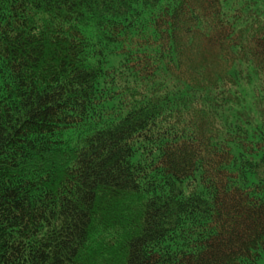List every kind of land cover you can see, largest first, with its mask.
<instances>
[{
    "label": "trees",
    "instance_id": "obj_1",
    "mask_svg": "<svg viewBox=\"0 0 264 264\" xmlns=\"http://www.w3.org/2000/svg\"><path fill=\"white\" fill-rule=\"evenodd\" d=\"M0 264H264V0H0Z\"/></svg>",
    "mask_w": 264,
    "mask_h": 264
}]
</instances>
